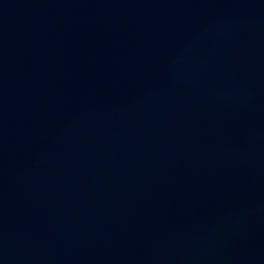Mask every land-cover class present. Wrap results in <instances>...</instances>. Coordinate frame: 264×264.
Instances as JSON below:
<instances>
[{
    "label": "water",
    "instance_id": "95a60500",
    "mask_svg": "<svg viewBox=\"0 0 264 264\" xmlns=\"http://www.w3.org/2000/svg\"><path fill=\"white\" fill-rule=\"evenodd\" d=\"M0 264H264V0H0Z\"/></svg>",
    "mask_w": 264,
    "mask_h": 264
}]
</instances>
